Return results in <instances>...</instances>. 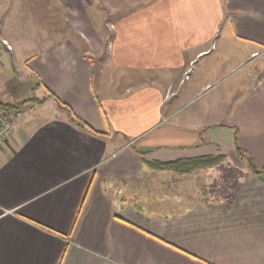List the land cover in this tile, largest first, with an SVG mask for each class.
Here are the masks:
<instances>
[{"label":"crops","instance_id":"crops-1","mask_svg":"<svg viewBox=\"0 0 264 264\" xmlns=\"http://www.w3.org/2000/svg\"><path fill=\"white\" fill-rule=\"evenodd\" d=\"M45 6L43 49L20 58L33 96L9 89L22 77L0 14V101L45 98L0 146V264H264V175L238 152L264 166V0ZM237 66L180 111L175 80L193 93ZM11 112L0 106V121ZM204 155L224 158L152 167Z\"/></svg>","mask_w":264,"mask_h":264},{"label":"rangeland","instance_id":"rangeland-1","mask_svg":"<svg viewBox=\"0 0 264 264\" xmlns=\"http://www.w3.org/2000/svg\"><path fill=\"white\" fill-rule=\"evenodd\" d=\"M54 0H0V14H2V24L4 26V30L7 31L13 38L15 39L16 46V58H14V62L17 65L18 70L20 71L19 75L22 77L20 87L15 89L12 85L9 86L15 95H28L33 96L34 92L31 88L33 84L31 80L35 79L34 77L27 78L24 71H21L23 68V64L21 62V57L27 55V51H40L43 49V30L41 29V24L44 21H48L49 25H52V20L54 18L53 13H48L45 10H49L45 5L50 2L53 3ZM55 6L51 9L54 10ZM56 17V16H55ZM113 19V18H111ZM112 32V31H111ZM256 65V62L249 61V71ZM193 72V71H192ZM240 72V66L234 68L233 70L227 72L221 78H213L210 80L209 86L199 89L195 92L189 90V85L180 84L179 79L175 80L173 86L171 88L172 96L176 97L178 100V107L180 111L187 109L188 106H194L200 103H205L210 99V96L215 95L220 91V89L225 86L231 79L235 77L237 73ZM38 79V77H37ZM36 95H39V92L36 91ZM184 97L191 96L195 97L189 104L185 103L182 100V96ZM34 98H31L30 101H33ZM24 104L22 108L12 111L8 113L7 116L10 120L14 119V114L17 111L22 110L24 113L25 108L28 104ZM23 115V114H22Z\"/></svg>","mask_w":264,"mask_h":264},{"label":"trees","instance_id":"trees-1","mask_svg":"<svg viewBox=\"0 0 264 264\" xmlns=\"http://www.w3.org/2000/svg\"><path fill=\"white\" fill-rule=\"evenodd\" d=\"M54 98L57 104L59 105V107L64 109L67 112L71 122H73L75 125H77L80 128H83L85 130L92 131V132H95L101 135L100 132L93 130V128L88 123H86L85 121L77 117L73 113L72 109L69 108L66 104L61 102L57 97H54ZM30 100L31 98H26V99L21 100L20 102L9 103V104H3L0 101V106L4 107L5 109L9 111H15V110L22 108V106ZM34 100L38 102H44L45 98H42V99L34 98ZM238 152H239L240 157L245 161L249 170L253 174L264 175L263 165H260L257 162H255L254 159L250 155L245 153L240 147H238ZM223 158L224 157L221 155H204V156L193 157V158H179V159H175L171 161H155L152 163V167L157 168V169H172L178 172H189V171H192L198 168L212 166L218 163Z\"/></svg>","mask_w":264,"mask_h":264},{"label":"built area","instance_id":"built-area-1","mask_svg":"<svg viewBox=\"0 0 264 264\" xmlns=\"http://www.w3.org/2000/svg\"><path fill=\"white\" fill-rule=\"evenodd\" d=\"M4 43L7 44V41L4 40ZM10 47V46H9ZM189 75L186 74V78H188ZM22 110L17 111L16 114H14V119H18L22 116ZM14 128V121L10 120L8 117H3V119L0 121V146L8 141L10 136L12 135Z\"/></svg>","mask_w":264,"mask_h":264}]
</instances>
